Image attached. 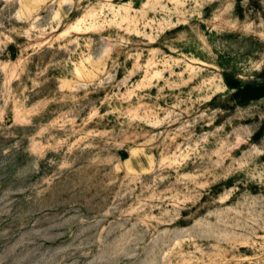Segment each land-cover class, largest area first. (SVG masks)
<instances>
[{
  "label": "rangeland",
  "instance_id": "rangeland-1",
  "mask_svg": "<svg viewBox=\"0 0 264 264\" xmlns=\"http://www.w3.org/2000/svg\"><path fill=\"white\" fill-rule=\"evenodd\" d=\"M0 264H264V0H0Z\"/></svg>",
  "mask_w": 264,
  "mask_h": 264
},
{
  "label": "trees",
  "instance_id": "trees-1",
  "mask_svg": "<svg viewBox=\"0 0 264 264\" xmlns=\"http://www.w3.org/2000/svg\"><path fill=\"white\" fill-rule=\"evenodd\" d=\"M231 88H233L231 85H230Z\"/></svg>",
  "mask_w": 264,
  "mask_h": 264
}]
</instances>
